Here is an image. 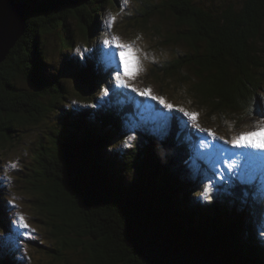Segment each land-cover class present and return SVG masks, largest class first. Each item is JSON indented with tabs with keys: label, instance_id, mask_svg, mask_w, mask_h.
I'll use <instances>...</instances> for the list:
<instances>
[{
	"label": "trees",
	"instance_id": "1",
	"mask_svg": "<svg viewBox=\"0 0 264 264\" xmlns=\"http://www.w3.org/2000/svg\"><path fill=\"white\" fill-rule=\"evenodd\" d=\"M16 1L24 5L26 27L0 65V155L8 143L17 144L19 128L59 116L48 141L40 139L32 152L36 170L26 177L50 221H44L46 235L59 247L51 252L54 259L79 252L84 264H264V185H240L235 177L232 190L202 192L210 184L200 180L204 161L194 159L198 129L174 109L168 128L142 130L140 122L151 121L145 97L119 86L109 72L117 59L104 45L109 26L102 22L120 0ZM160 5L180 28L166 41L188 49L165 73L194 71V98L212 110H253L263 96L264 0L221 10L192 0ZM70 16L87 47L84 58L71 54L65 63L76 64L73 74L87 88L84 96L47 76V37ZM61 46L71 52L68 39ZM18 81L35 90L20 89ZM130 134L134 141L116 150L117 138ZM10 192L0 179V232L15 237ZM7 250L15 255L5 264H26L24 254Z\"/></svg>",
	"mask_w": 264,
	"mask_h": 264
},
{
	"label": "rangeland",
	"instance_id": "2",
	"mask_svg": "<svg viewBox=\"0 0 264 264\" xmlns=\"http://www.w3.org/2000/svg\"><path fill=\"white\" fill-rule=\"evenodd\" d=\"M163 1L127 0L125 4V0H120L121 5L118 10L111 14L107 13L106 23L102 22L109 26V30L104 33V40L111 41V38L116 36L123 43H132L137 49L143 71L139 72L135 79H129L127 76L124 79L130 86L140 90L150 89L152 95L162 97L166 103L172 104L174 109L184 108L186 111L198 113L196 121L185 117L194 124L195 128H197L196 124H199L198 138L194 146V159L198 164L200 159L204 161L203 170L199 169L204 177L200 176V180L207 178L209 181L207 185L210 184L207 186L209 189L214 187L217 194H219L220 187L226 191L232 190L230 186L236 183L235 177L240 179V185L250 186L254 183L264 185V151L233 147L231 143H225V141H231L233 137L249 132L257 133L253 139H264V84L263 96L259 95L251 111L247 109H240L236 112L226 109L217 111L212 110L208 104H201L194 98L192 91L198 82L194 71L182 68L175 75L165 73V70L176 62L175 59L186 54L188 49L181 43L166 41L169 32L174 33L180 28L170 11L162 9L160 4ZM192 1L202 8L221 10L228 4L241 7L244 0ZM153 5L157 7L153 9ZM158 11L160 13H157ZM147 13L150 14L148 17ZM110 17H115V21L111 25L108 23ZM67 39L72 45L70 55L61 46ZM262 41L263 45L260 49L263 51L262 61H264V35H262ZM111 43L112 46L108 47V50L113 53L115 42ZM46 44L45 49L51 63L47 76L59 79L72 93H84L82 96L88 94L87 88L79 85V79L73 74L76 64L70 68L65 63L66 58L69 59L71 54L76 58H84L87 46L84 36L78 28L77 19L70 16L60 29L53 31L51 36L47 37ZM115 58L118 62V55H115ZM17 84L20 89L35 90L22 81H18ZM126 89L131 90V87ZM142 96L146 99L144 108L151 117V121L140 122L142 130L152 131L148 126H152L154 129L155 127L160 129V126L162 129L168 128L170 124L169 109L158 101L152 100L150 96ZM72 102L78 105L79 100L73 98ZM157 104H160L162 109L158 110ZM150 110H154V112ZM58 117V115L51 116L50 120L46 119L47 121L44 120L38 126L19 128L18 132L14 133V138H18L17 144L11 143L10 145L8 143V148L0 155V179L2 182H6L11 191L10 197L7 199V206L13 208L15 215H24L30 229L34 230L29 231L27 236L22 237L23 239H17L18 231L27 230L17 229L12 222V234L15 237L0 232V264H5L7 257L15 255L7 249L24 254L26 264H84V256L79 252L67 253L62 260L54 259L51 252L59 247L54 238L46 235L50 227L47 228L44 224V221H50L38 208L39 194L32 189V185L26 182L27 174L36 170V166L32 163V152L40 139L43 143L48 141L52 128L58 125L57 122L60 120ZM134 137L135 134L128 135L124 140L118 137L115 149L122 150L120 147L131 144ZM30 240L40 242L45 246L44 249H37L29 245L27 241ZM45 244H49V246L47 247ZM62 254H64L63 251Z\"/></svg>",
	"mask_w": 264,
	"mask_h": 264
},
{
	"label": "snow or ice",
	"instance_id": "3",
	"mask_svg": "<svg viewBox=\"0 0 264 264\" xmlns=\"http://www.w3.org/2000/svg\"><path fill=\"white\" fill-rule=\"evenodd\" d=\"M126 3L127 0H125V4ZM114 21H115V17H110L108 20L109 25H111ZM113 41L115 42L113 54L118 55L119 60L114 68L113 67L109 68V72L115 73V79L119 82V86L126 88L131 87V91L136 92L138 95L150 96L152 100L158 101L165 108L169 109L170 112L174 110V106L172 104L166 103V101L162 97H157L155 95H152L150 89L140 90L136 87L129 85V83L124 79V77L127 76L129 79H135V76L139 72L143 71L142 65L140 63V58L137 54V49L134 47L132 43H123L121 42L120 38L116 36H113L111 38V41L105 39L104 45H108L109 47H111L112 46L111 42ZM115 50H119V51L116 52ZM175 110L183 113L184 116L189 117L193 121H196L198 118V113L186 111L184 108H178ZM196 127L199 128L198 123L196 124ZM256 135H257L256 132L243 133L237 137H233L231 141H225V143H231L233 147L252 148V149L264 151V139H259V140L253 139V137H255ZM209 191L210 189L208 187H205L204 192L208 193ZM208 198L209 197L206 195L205 199ZM12 221H13V226H15L17 229L27 230L18 233V235L20 236H27L29 231H34L30 229V226L27 223L25 216L22 214H17L16 216H14L12 218Z\"/></svg>",
	"mask_w": 264,
	"mask_h": 264
},
{
	"label": "water",
	"instance_id": "4",
	"mask_svg": "<svg viewBox=\"0 0 264 264\" xmlns=\"http://www.w3.org/2000/svg\"><path fill=\"white\" fill-rule=\"evenodd\" d=\"M25 9L20 1L0 0V65L25 33Z\"/></svg>",
	"mask_w": 264,
	"mask_h": 264
}]
</instances>
